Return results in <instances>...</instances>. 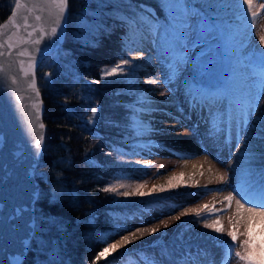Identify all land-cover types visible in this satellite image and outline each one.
I'll list each match as a JSON object with an SVG mask.
<instances>
[{
  "label": "rangeland",
  "instance_id": "obj_1",
  "mask_svg": "<svg viewBox=\"0 0 264 264\" xmlns=\"http://www.w3.org/2000/svg\"><path fill=\"white\" fill-rule=\"evenodd\" d=\"M166 2L165 20L169 19L172 26L167 31L160 22L164 38L157 52H118L100 72L103 84L130 108L120 116V122L140 132L124 140L129 145L138 144L139 153L112 155L115 167L124 173L110 180L109 188L116 191H109L108 197L116 207L138 206L135 217L147 225L141 232L147 237L110 249V259L114 264H244L235 252H243L240 245L248 239L253 257L264 260V222L248 223L247 213L237 214L236 200L240 197L234 191L247 189L249 182L264 171V45L260 44L264 0H253L257 16L250 28L240 14V9L248 6L238 0L200 2L211 9L209 12L202 7L205 16L222 23L219 36L209 18L193 6L185 9L183 4ZM215 10L227 17H220ZM181 20L186 21L189 41L178 52L174 40ZM229 53L231 56L225 58ZM133 57L134 67L126 65L123 73L104 75L121 60ZM221 57L225 71L216 75ZM245 57L249 59L245 61ZM227 72L237 74L238 80L231 79L223 86L215 83ZM257 95L260 99L255 114L249 116L246 126L239 124L245 105ZM189 162L196 163L198 170L207 167L204 176H195L184 166ZM138 187L142 195L131 194ZM124 192L130 195H121ZM229 193L233 194L230 205L226 199ZM132 218L112 223L108 245L131 229ZM217 220L220 223L216 226L223 232L204 226ZM152 228L159 230L152 233ZM246 230L248 236L244 235ZM163 231L167 233L165 239L161 237ZM229 231L237 232L235 242L227 235ZM168 242L174 249L164 255L160 250Z\"/></svg>",
  "mask_w": 264,
  "mask_h": 264
},
{
  "label": "trees",
  "instance_id": "obj_2",
  "mask_svg": "<svg viewBox=\"0 0 264 264\" xmlns=\"http://www.w3.org/2000/svg\"><path fill=\"white\" fill-rule=\"evenodd\" d=\"M187 2L203 13L202 7L211 11L203 0ZM166 4L69 0L65 43L37 72L46 136L36 171L40 194L35 235L24 264H114L109 253L95 258L108 246L112 223L135 218L139 207H116L104 189L124 173L112 155L139 153L138 144L124 140L140 132L120 122L130 108L103 84L100 72L118 52L158 46ZM14 6L15 0H0V23Z\"/></svg>",
  "mask_w": 264,
  "mask_h": 264
},
{
  "label": "water",
  "instance_id": "obj_3",
  "mask_svg": "<svg viewBox=\"0 0 264 264\" xmlns=\"http://www.w3.org/2000/svg\"><path fill=\"white\" fill-rule=\"evenodd\" d=\"M21 3L23 7L17 9L15 18L21 28L17 30L9 22L0 30V43L4 44L2 50L5 53L0 56V264H23L34 238L35 206L40 193L35 172L40 164L46 134L45 106L38 87L37 71L44 60L62 48L67 36L69 0L55 36L51 35V27L56 26L58 9L49 0H21ZM36 15L41 16V21H35ZM26 16L29 23L47 31L39 45L19 44L20 38L26 35L23 28ZM35 38L34 35L32 39ZM9 42L18 46L9 49ZM37 48L39 51H34ZM22 49L32 51L36 58L34 73L39 96L28 87L31 70L28 77L21 72L19 61H25V68L28 64L27 56L18 55ZM17 96L21 99L17 100ZM41 123L43 129L39 128ZM40 136L43 141L37 150L34 141Z\"/></svg>",
  "mask_w": 264,
  "mask_h": 264
},
{
  "label": "snow or ice",
  "instance_id": "obj_4",
  "mask_svg": "<svg viewBox=\"0 0 264 264\" xmlns=\"http://www.w3.org/2000/svg\"><path fill=\"white\" fill-rule=\"evenodd\" d=\"M176 5H181L183 4L185 9L187 8V0H171ZM239 3L243 5H247V9L244 14V20L247 21L249 28L251 27L252 24L255 23V17L257 16V13L253 11L252 5H253V0H238ZM49 3L51 5H54L57 9V15H56V26L51 27V35L55 36L58 31V27L61 22V17L63 13L66 11L67 8V3L68 0H49ZM23 7L21 0H15V6L12 9L11 15L8 17V20L5 23H0V30H3L6 26V23H12L13 26L19 30L21 28V25L15 20L17 16V9H20ZM262 8H264V5H261ZM248 13H251V17L248 16ZM35 21L39 22L41 21V16L36 15L34 17ZM185 23L186 21H179L176 25V31H175V49L178 52H182L184 48L186 47V44L184 41L188 38V32L187 28H185ZM190 27V25H189ZM207 27H211L210 25H207ZM23 28L26 31V35L22 36L19 40V44H24V43H32L34 45H39L41 43V40L45 35H47V31L42 27V26H37L34 24L29 23V20L27 16L24 18V23H23ZM28 29H31V31H27ZM36 36L35 39H32L33 36ZM260 44L264 45V36L260 37ZM14 45L13 43L9 42L8 47L9 49L13 48ZM4 48V44L0 43V56H4L5 53L2 50ZM34 51L38 52L39 49H35ZM19 56H27L28 57V64L27 68L24 67L25 61L20 60L19 63L21 65V72L23 73L24 77L29 76V71L31 70L32 73V79L30 80L28 87L33 89L36 93L37 96H39V91L36 88L35 84V56L33 55L32 51H29L28 49H22L21 51L18 52ZM141 56L143 53L140 54ZM136 59V57H133L132 60L129 59H123L121 60L116 66L111 68V70L105 71L104 75L105 76H112L117 74L118 72L123 73L125 71L123 66H129L134 67L133 65V60ZM262 69H264V60L261 61ZM15 82V81H14ZM152 84H157L158 82L156 80H151L149 81ZM225 90L227 91V86H225ZM261 92L264 93V75H262L261 78ZM162 95L164 93H161ZM17 100L21 99L20 97H16ZM260 96L257 95L253 97L244 107L242 113H241V119L239 121V124L245 125L249 119L250 115L255 114V108L258 105ZM35 106V105H34ZM39 109H37L38 111ZM97 109L93 107L91 109L92 112V117H95ZM91 119V118H90ZM39 128L43 129L44 125L41 123L39 124ZM31 126L29 127V131L31 132ZM43 141V136H40V138L35 139L34 141V147L39 150L41 144ZM220 179H225L224 177H220ZM163 190V189H161ZM104 191H116L115 188H105ZM236 191V194L240 197V199L236 200V211L237 214L240 215L242 212L247 213V222L250 223L254 220L259 221V222H264V171H261L259 174L258 179L254 181H250L248 184L247 189H239V190H234ZM131 194H136V195H142V193L139 192V187L135 191V193ZM123 196H129L130 193L124 192L121 193ZM226 199L229 202V205L231 204V201L233 199V194L229 193ZM243 201V202H241ZM248 205H253L252 207H248ZM220 223L219 220L215 221L212 224L205 223V227L207 228H214L215 231L218 233L223 232L224 229L222 227H217ZM166 226V225H165ZM158 229L157 228H152L151 232L155 233ZM135 235V234H133ZM229 237H231V240L235 242L238 238V234L236 231H229L227 233ZM245 236L249 235V232L246 230L244 233ZM129 242V238L127 236H124L121 238V241H117L116 243L109 244L107 247H104L100 253L97 254L96 260L101 259L102 257H105V254L109 252L110 249H117L120 244H126ZM233 245L229 249V255H231V248L234 247ZM244 249L243 252L241 251H236L235 256L239 258L240 261H243L244 264H264V260H257L253 257L252 252L250 251L251 245L250 241L248 239H245L242 244L240 245ZM19 264V262H17Z\"/></svg>",
  "mask_w": 264,
  "mask_h": 264
},
{
  "label": "bare ground",
  "instance_id": "obj_5",
  "mask_svg": "<svg viewBox=\"0 0 264 264\" xmlns=\"http://www.w3.org/2000/svg\"><path fill=\"white\" fill-rule=\"evenodd\" d=\"M184 166H186L189 170H192L193 171V174L195 175V176H204V172L206 171V168L204 167V169L203 170H198V167L196 166V163H194V162H189L188 164H186V165H184ZM159 230V229H158ZM118 236V235H117ZM125 236V234L123 233V234H121V235H119L118 236V240L119 241H121L120 239L122 238V237H124ZM145 237H147V233H139V234H135V235H133L132 237H130V236H128V238H129V241H133V240H137V239H139V238H145ZM161 237H163V239H165L166 237H167V233L166 232H162L161 233ZM174 249V245L172 244V243H167V245L164 247V248H161V252L164 254V255H167L168 253H171L172 252V250Z\"/></svg>",
  "mask_w": 264,
  "mask_h": 264
}]
</instances>
